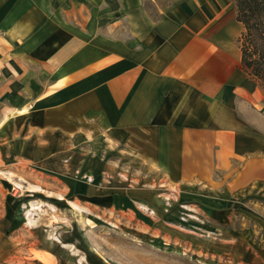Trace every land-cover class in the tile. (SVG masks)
<instances>
[{
    "label": "crops",
    "instance_id": "0c3cea01",
    "mask_svg": "<svg viewBox=\"0 0 264 264\" xmlns=\"http://www.w3.org/2000/svg\"><path fill=\"white\" fill-rule=\"evenodd\" d=\"M242 31L232 0L157 18L144 0H0V165L16 164L17 186L52 175L77 204L139 210L264 264L233 219L264 229V91L242 69ZM6 194L0 183V264H18Z\"/></svg>",
    "mask_w": 264,
    "mask_h": 264
},
{
    "label": "rangeland",
    "instance_id": "374dc122",
    "mask_svg": "<svg viewBox=\"0 0 264 264\" xmlns=\"http://www.w3.org/2000/svg\"><path fill=\"white\" fill-rule=\"evenodd\" d=\"M180 1L144 0V6L157 18ZM0 170L11 179L16 164L0 165ZM10 179L0 180L8 192L1 200L12 202L22 215L23 224L16 229L18 264H26L29 256L38 264H244L212 255L206 234L195 238L185 229L149 222L139 210L77 204L63 194V183L52 175L31 174L17 182L20 186ZM234 216L239 224L235 226L245 227L252 242L264 247L261 223L239 213Z\"/></svg>",
    "mask_w": 264,
    "mask_h": 264
},
{
    "label": "trees",
    "instance_id": "16d2710c",
    "mask_svg": "<svg viewBox=\"0 0 264 264\" xmlns=\"http://www.w3.org/2000/svg\"><path fill=\"white\" fill-rule=\"evenodd\" d=\"M243 28L238 37L242 69L264 91V0H232Z\"/></svg>",
    "mask_w": 264,
    "mask_h": 264
},
{
    "label": "built area",
    "instance_id": "2783aa9c",
    "mask_svg": "<svg viewBox=\"0 0 264 264\" xmlns=\"http://www.w3.org/2000/svg\"><path fill=\"white\" fill-rule=\"evenodd\" d=\"M184 209L187 211L185 217H183L182 219L184 220L185 218H193V219H197V216L195 215L194 211L187 209L186 207H184Z\"/></svg>",
    "mask_w": 264,
    "mask_h": 264
},
{
    "label": "bare ground",
    "instance_id": "6f19581e",
    "mask_svg": "<svg viewBox=\"0 0 264 264\" xmlns=\"http://www.w3.org/2000/svg\"><path fill=\"white\" fill-rule=\"evenodd\" d=\"M72 206V205H71ZM77 208V207H76Z\"/></svg>",
    "mask_w": 264,
    "mask_h": 264
}]
</instances>
